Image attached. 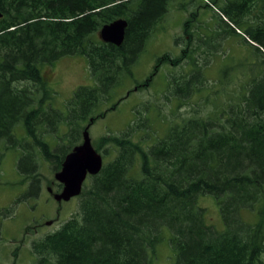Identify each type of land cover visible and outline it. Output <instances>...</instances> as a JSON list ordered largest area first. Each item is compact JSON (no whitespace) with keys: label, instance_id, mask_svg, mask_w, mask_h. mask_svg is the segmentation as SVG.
<instances>
[{"label":"trees","instance_id":"obj_1","mask_svg":"<svg viewBox=\"0 0 264 264\" xmlns=\"http://www.w3.org/2000/svg\"><path fill=\"white\" fill-rule=\"evenodd\" d=\"M168 1L0 0V144L23 148L20 173L30 176L37 169L36 156L59 170L64 156L81 143L86 125L116 107L118 100L104 109L100 105L112 97L121 76L131 73ZM260 2L255 14L251 6L238 14L219 10L228 31L243 35L254 48V59L246 64L245 75L241 72L244 80L237 78L218 103L211 101L213 109L183 118L147 146L128 134L98 138L94 148L113 156L99 173L87 176L76 214L32 243L40 264H49L52 257L55 264H150L166 229L174 250L169 264H264V0ZM117 18L127 21L119 46L98 35ZM187 24L184 34L191 45ZM195 50L188 46L178 56H158L150 74L163 63L194 62ZM71 55L86 58L94 84L78 86L60 110L51 106L53 93L41 66ZM170 82V94L188 98L204 87L205 78L198 73ZM20 125L25 137L18 139ZM203 195L214 198L222 229L207 223L198 203ZM245 208L258 213L255 223L241 217Z\"/></svg>","mask_w":264,"mask_h":264},{"label":"rangeland","instance_id":"obj_2","mask_svg":"<svg viewBox=\"0 0 264 264\" xmlns=\"http://www.w3.org/2000/svg\"><path fill=\"white\" fill-rule=\"evenodd\" d=\"M203 1L206 0L168 1L167 11L154 26L143 52L132 63L131 73L121 76L112 89V97L100 106L104 109L117 100L118 104L88 126L93 147L98 138L106 134H128L131 140L147 146L183 118L204 115L213 109L212 104L219 102L220 95L224 97L228 94L233 84H237V78L244 80L241 72L245 75L246 64L254 59V48L244 40L243 35L228 31L223 23L222 18L225 17L216 10L223 7L225 0H216L215 8ZM198 5L202 6L199 10ZM196 10L198 14L194 22L197 19L204 26L189 28L192 32L190 45L186 43L188 36L184 34L181 24L192 19L190 12ZM203 39H206V43ZM188 46L196 48L194 62L183 60L177 66L163 63L154 75L150 74L158 56L168 53L175 57ZM41 71L53 93L51 106L60 110L65 109L78 86L94 84L86 58L81 55L63 56L51 66L42 65ZM198 73L205 78L203 88L193 91L188 98L170 94L174 89L170 82L172 79L181 75L198 76ZM64 130L65 126H62L61 131ZM24 134L20 125L15 135L21 139L25 137ZM46 140L52 146L55 144L52 135H48ZM22 153L21 147L3 149L0 144V264H40L32 243L58 230L78 209L76 196L67 201L53 198L62 185L59 187L54 178L56 171L51 162L36 156L39 162L37 169L29 173L30 176L20 173L17 165ZM100 154L103 163L113 156L111 153L108 156L102 152ZM198 203L205 209L207 223L222 229L223 222L214 198L210 195L199 196ZM241 217L255 223L258 213L245 208L241 210ZM169 236L170 231L164 230L162 240L152 251L150 264H169L174 259ZM49 264H55L53 257Z\"/></svg>","mask_w":264,"mask_h":264},{"label":"water","instance_id":"obj_3","mask_svg":"<svg viewBox=\"0 0 264 264\" xmlns=\"http://www.w3.org/2000/svg\"><path fill=\"white\" fill-rule=\"evenodd\" d=\"M1 15L0 12V17ZM126 26V19L117 18L104 24L98 35L102 41L119 46L124 40ZM88 126L87 124L83 130L81 143L64 156L60 169L54 173V178L62 185L61 190L53 194L56 201H67L78 196L87 176L98 173L103 166L102 155L91 143Z\"/></svg>","mask_w":264,"mask_h":264},{"label":"flooded vegetation","instance_id":"obj_4","mask_svg":"<svg viewBox=\"0 0 264 264\" xmlns=\"http://www.w3.org/2000/svg\"><path fill=\"white\" fill-rule=\"evenodd\" d=\"M214 1H216V0H212V1L211 0H206V1H203V2L206 5L211 4L212 5V8H215L214 7V4L215 3L213 4ZM225 1L222 2V3H224L222 8H224V9H227L228 8L229 10H232L231 12L233 14L241 13V10H243L244 8H248L249 6H251V7L254 8L253 9L254 12H252V14H255V11H257L256 9L257 8H261V6H262V2H260L261 0H255V1L254 0H225ZM222 3H220V5ZM233 4H234V6H233ZM200 7L202 8V6L198 5V8L197 9L199 10ZM198 10L191 11L190 12V17H192V19L185 21L186 23L188 22V24L186 25L188 28H190L191 26H194L195 28H198V25H200L202 27L204 26L197 19H196V23L194 22L195 21V16H196V14H198V12H197ZM216 11L219 12L218 10H216ZM185 22L181 24L184 28H185V26H184L185 25ZM231 25H233V24L231 23Z\"/></svg>","mask_w":264,"mask_h":264},{"label":"bare ground","instance_id":"obj_5","mask_svg":"<svg viewBox=\"0 0 264 264\" xmlns=\"http://www.w3.org/2000/svg\"><path fill=\"white\" fill-rule=\"evenodd\" d=\"M238 30V29H237ZM238 32H239V30H238ZM101 170V169H100ZM99 173V172H98ZM97 174V173H96ZM87 179V178H86ZM85 182V181H84ZM84 184V183H83ZM82 188H83V186H82ZM82 191V190H81Z\"/></svg>","mask_w":264,"mask_h":264}]
</instances>
